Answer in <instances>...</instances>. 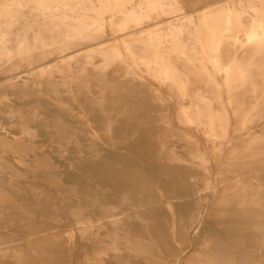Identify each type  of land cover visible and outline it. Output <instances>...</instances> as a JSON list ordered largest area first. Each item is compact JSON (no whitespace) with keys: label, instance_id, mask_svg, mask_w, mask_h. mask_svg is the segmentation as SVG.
I'll use <instances>...</instances> for the list:
<instances>
[{"label":"bare ground","instance_id":"bare-ground-1","mask_svg":"<svg viewBox=\"0 0 264 264\" xmlns=\"http://www.w3.org/2000/svg\"><path fill=\"white\" fill-rule=\"evenodd\" d=\"M0 185V264L264 255V0H0Z\"/></svg>","mask_w":264,"mask_h":264},{"label":"rangeland","instance_id":"rangeland-1","mask_svg":"<svg viewBox=\"0 0 264 264\" xmlns=\"http://www.w3.org/2000/svg\"><path fill=\"white\" fill-rule=\"evenodd\" d=\"M15 175L14 172H12L11 170H7L6 172V177L8 178L9 176H13ZM20 177L19 179L22 178L21 174H19ZM17 177V178H18ZM31 180V179H30ZM4 184H8L7 181L4 182ZM34 184V183H31ZM37 184L40 186V188H43L45 186H51L52 188H54L55 186L58 185V182L52 179V180H38ZM3 188L0 185V203L2 201H4V194H3ZM53 195H57L59 193V191L57 190H52ZM73 194V191H72ZM3 195V198H2ZM11 201H5L4 203H10ZM41 208H47V204H42L39 206V209ZM58 210L60 211L61 208H58ZM36 218L38 219V217L36 216ZM46 223V229H51L48 233H56L58 234L59 238L58 241L61 242L62 240L66 239V236L68 235L67 233V228L61 226V223L64 222H58V221H52L49 222L48 219L46 218L45 220H43ZM82 221H85V218L82 219ZM65 225V224H64ZM128 239V238H127ZM122 239V242L125 246V250H131L132 251V255H130V259H137L138 263L136 264H144L143 262V257H150L152 258V256L155 254L157 255V250L154 248L148 249V247H150V243H153L154 240H145L142 237H135L134 239ZM249 240L246 241H251V246L247 247V248H242V249H238L236 251L233 252V254H231V257H236L239 258L240 260H245L246 264H260L262 262H264V259L262 260V258H264L263 255V249L258 248L257 246L254 245V243H256L257 241H259L258 238L256 237H251L248 238ZM121 241V240H120ZM62 243H64L62 241ZM95 246H90L87 249V254L83 255L84 252H79L80 256L79 258H75V264H88L87 262H84L85 259L87 258H91L93 259L95 256V251L94 248ZM129 259V262H131V260ZM140 260V261H139ZM128 264V263H127ZM131 264V263H130ZM133 264V263H132Z\"/></svg>","mask_w":264,"mask_h":264}]
</instances>
